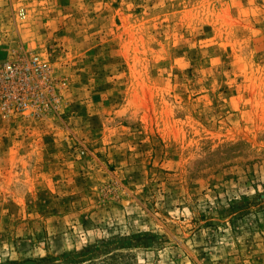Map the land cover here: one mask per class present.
Wrapping results in <instances>:
<instances>
[{
    "label": "rangeland",
    "instance_id": "obj_1",
    "mask_svg": "<svg viewBox=\"0 0 264 264\" xmlns=\"http://www.w3.org/2000/svg\"><path fill=\"white\" fill-rule=\"evenodd\" d=\"M264 264V0H0V264Z\"/></svg>",
    "mask_w": 264,
    "mask_h": 264
},
{
    "label": "trees",
    "instance_id": "obj_2",
    "mask_svg": "<svg viewBox=\"0 0 264 264\" xmlns=\"http://www.w3.org/2000/svg\"><path fill=\"white\" fill-rule=\"evenodd\" d=\"M47 261H49L48 258L42 257L39 259L30 258V259H26V260H22V261L9 260V261L5 262L4 264H40V263H44Z\"/></svg>",
    "mask_w": 264,
    "mask_h": 264
}]
</instances>
